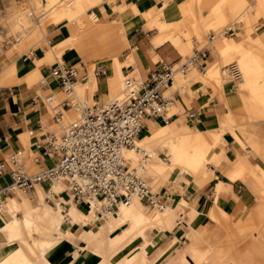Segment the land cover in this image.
Wrapping results in <instances>:
<instances>
[{
  "label": "bare ground",
  "instance_id": "6f19581e",
  "mask_svg": "<svg viewBox=\"0 0 264 264\" xmlns=\"http://www.w3.org/2000/svg\"><path fill=\"white\" fill-rule=\"evenodd\" d=\"M44 1L42 4L41 0H26L8 12L6 23L14 35L13 47L20 52L35 46L52 24L66 20L69 36L54 43H49L46 37V57L52 61L64 54L68 63L79 58L93 75L96 61H101L113 76L102 80L100 100L103 103L122 100L126 95L125 79L132 77L121 72L132 55L119 59L120 51L127 46L124 19L106 21L103 16L86 11L100 0H67L59 7L53 3L60 0ZM202 2L194 0L195 5ZM167 7L165 2L148 15L146 25L157 32L155 44L168 39L183 52L193 37L192 40L210 50V40L215 38L212 43L221 59L214 64L206 62L207 66L202 68L189 64L184 72L176 70L167 85L172 83V87L182 89L189 84L192 97L196 89L203 87L208 97L202 105L220 91L228 111L202 129L189 122L168 121L167 117H160L158 122L146 118L141 137L131 146H123L120 153L152 191L165 186L169 192L179 183L202 189L214 175L209 163L225 160L218 167L223 180L208 195L211 197L208 210L198 211L195 208L198 194L188 200L184 189L170 202L148 203L132 196L116 209L102 210L104 201L98 196L83 205L76 204L65 190L63 179L53 181L49 191L35 183V203L22 194L26 191L22 188L14 190L21 200L7 197L6 204L1 200L0 264H82L86 257H92L91 264H264V0H215L207 6V20L200 8L189 10L194 18L190 23L168 21ZM238 18L244 19L247 33L255 31L257 36L249 35L241 41L233 33L225 36L231 32L225 33L227 29L234 28L230 22ZM253 19H260V31L249 24ZM221 25L215 34L210 33V39L206 31ZM182 34L187 40L182 41ZM229 59L233 60L219 66ZM230 64L238 68L239 79L230 73ZM14 67L13 63L0 76H15ZM137 81L135 78V86L139 84ZM233 87L234 94L226 97L225 92ZM94 88V80L77 81L68 97L74 103H92ZM50 96L49 102L57 98ZM173 110L171 107L170 114ZM79 114V108L73 107L64 113L61 123ZM223 135L244 148L243 152L235 155L225 152ZM249 152L256 161L247 159ZM17 156L28 172H34L26 168L37 167L32 160H26V150L20 149ZM234 180L247 187L246 195L239 197L232 193L228 199H221L219 194L230 191ZM57 193L63 195L64 201ZM46 195L53 197V204L44 200ZM203 215L209 218L208 222L202 221ZM178 223L183 230L182 240L173 230ZM166 232L174 234L160 242L159 237ZM60 248L63 250L57 255Z\"/></svg>",
  "mask_w": 264,
  "mask_h": 264
},
{
  "label": "crops",
  "instance_id": "0c3cea01",
  "mask_svg": "<svg viewBox=\"0 0 264 264\" xmlns=\"http://www.w3.org/2000/svg\"><path fill=\"white\" fill-rule=\"evenodd\" d=\"M188 1L190 0H100L98 3L87 7V10H91L95 14L103 16L106 21H112L114 19L119 20L121 18L124 19V23L127 26V32L125 34L127 46L120 51L119 59H123L131 54L132 60L129 65L122 66L121 72L123 75L134 73L135 76H137V79L142 77L150 78V75L158 70L162 63H176L181 58L180 53L182 54V51L168 39L157 44L153 42L154 36L157 32L155 28L146 25V22L149 19L148 15L161 8L165 2H168V7L166 8L168 21L190 23L192 19L188 13ZM214 1L215 0H203L200 4V7L204 9L202 12L203 16L208 14V4H211ZM44 2L45 1L41 0L42 4ZM15 7H17V5L13 3L8 4L5 9L0 12L1 22L6 26L9 33L11 32L8 30L6 16L8 12ZM121 8L123 11L119 10ZM134 8L136 9L135 11ZM67 23L66 20H63L52 24L51 29L42 34L43 38L45 39L47 36L49 43H54L67 38L70 34L66 28ZM255 26L258 25L256 24ZM0 30V72L11 66L13 63L16 71L15 76H0V153H6L8 156L12 152L20 151V149L26 150V160H32L34 165L38 168L51 166L56 161V158H51L47 155L46 149L48 137L52 133L59 135L63 131L64 124L61 123V120L64 117V113L72 108L61 105L60 101L66 94L62 92L57 80L50 74V66L55 61H64L67 64L74 65L78 69H82L84 64H82L83 62L79 58L68 63L66 62L64 54H59L58 58H56L53 63H46L45 61H51L45 54L47 45L41 46L40 44H36L32 48L29 47L18 52L13 47V42L10 46H7V43L11 39L4 36V29L1 28ZM232 32L235 36H238L240 41L249 35L251 37L257 36L255 31L247 33L242 27H234L233 30L229 34H225V36H229ZM185 40L186 38H182V41ZM214 40L215 38L210 40V50L206 48L209 55L205 62L210 64H214L221 60L215 50L214 44L212 43ZM218 40L220 39L218 38ZM36 48H39L40 50L38 51ZM80 73H83V71ZM111 76H113V73L107 71L106 64H103L102 72L98 76L90 73L86 67L84 79L78 80V82L83 83L85 81L94 80L95 88L91 93V99L92 102H100L102 80ZM133 76L134 75H132V77ZM172 86L171 83L163 88V93L168 91L170 87V93L175 90L179 91L174 92L176 99L174 102L171 101L170 103L171 107L174 109L172 114L181 112L184 109H186V113L184 118L175 116L172 119H167L168 121H176L177 123H180L181 121L189 122V124H194L199 129H202L207 125L218 121L228 111L224 101V94L220 91L213 93L202 105L201 102L208 97V94L205 90H201V87L196 89V94L192 97L187 85L182 89L175 86L172 88ZM232 89L233 90L230 89L225 92L226 97H231L234 94V90L236 89L234 87ZM49 95H57V98L47 102L45 98ZM183 98L187 101H184ZM188 102H190V105L187 104ZM150 119L154 122H158L159 120ZM144 127L145 123L143 128ZM222 139L225 142V144L222 145V149L225 152L232 155L243 152L244 148L234 145L228 136L223 135ZM34 153L36 154L35 156L38 157L37 162L34 161L35 156H32ZM1 158L4 157H0V159ZM247 159L253 162L256 161V157L252 152L247 154ZM225 163V160H221L219 163H209V167L213 170L214 175L211 181L202 189L196 188L192 184L185 187L184 184L179 183L171 192H168L166 188H164L165 190H163L162 195L163 200L168 202V193L177 195L180 189H184V197L188 200L194 194H198L195 201V208L198 211L200 210L201 212H204L203 208H206L207 211L211 202V197L208 195L213 193L215 184L219 180H223V176L218 167ZM8 179L7 175H1L0 184H3ZM209 183L210 190H206L205 187ZM40 185L46 189L48 183ZM247 191V187L244 186L240 180H234L231 183L230 191L227 190L221 192L219 197L226 200L232 193L239 197H243L246 195ZM22 194L27 196L31 202H36L34 188L31 189V192L22 191ZM7 197H14L17 200H21L20 194L13 192V194L2 196L4 204L7 202ZM57 197L64 200V197L61 194L57 193ZM44 199L49 201L52 200L53 197L46 195ZM82 204L83 203L80 205ZM177 225L178 224L173 227V230L179 233V235H183V230ZM173 234V232L164 233L159 237L160 242H165L170 239ZM165 235H169L170 237L165 239ZM62 250L63 249L60 248V250L56 252L57 255H59ZM80 255L79 252L78 257ZM68 258L69 257L66 256L65 260ZM91 263L92 257H86L82 261V264Z\"/></svg>",
  "mask_w": 264,
  "mask_h": 264
},
{
  "label": "built area",
  "instance_id": "2783aa9c",
  "mask_svg": "<svg viewBox=\"0 0 264 264\" xmlns=\"http://www.w3.org/2000/svg\"><path fill=\"white\" fill-rule=\"evenodd\" d=\"M208 54L207 49L202 52L198 49L182 62L162 63L150 78L140 80L138 86H135V78L128 77L124 86L126 95L122 100L94 101L91 105L74 103L68 97L73 84L84 79L86 67L83 65L82 69H78L64 61L51 64L50 74L67 94L60 101L61 105L79 108L80 114L63 127L59 137L54 133L48 137L47 155L56 158L51 166L28 172L18 159L19 151L0 159V176L7 175L9 178L0 184V212L2 196L13 194L16 188L31 190L35 183H48L46 190L49 191L51 183L58 179L64 180L65 190L75 203L85 204L89 198L98 196L104 201L102 210L116 209L118 204L128 202L132 196L148 203H162L145 179L134 168L128 167L120 150L123 146H131L141 136L146 118L171 117L167 111L172 99L163 95V88L176 70L184 72L189 64L202 68ZM228 67L234 78L239 79L236 65ZM102 69L103 63L96 61L94 75L98 76ZM50 97L45 100L49 102ZM34 160L37 162L38 157L35 156Z\"/></svg>",
  "mask_w": 264,
  "mask_h": 264
},
{
  "label": "rangeland",
  "instance_id": "374dc122",
  "mask_svg": "<svg viewBox=\"0 0 264 264\" xmlns=\"http://www.w3.org/2000/svg\"><path fill=\"white\" fill-rule=\"evenodd\" d=\"M44 1V0H43ZM65 1H67V0H60V1H55L54 3H53V6L54 7H59L62 3H65ZM23 2V3H22ZM24 2H26V0H0V12H2L4 9H5V7L8 5V4H15V5H17V6H19V5H23L24 4ZM22 3V4H21ZM188 6H189V9H188V13L192 10V8H200L201 9V14H202V12L204 11V9L202 8V7H200V4L199 5H195L194 4V0H190V1H188ZM190 10V11H189ZM86 11H89V10H87L86 9ZM189 15H190V17H191V22H193V20H194V18H193V16L191 15V13H189ZM204 17V20H207L208 19V15H205V16H203ZM231 24H232V27H242V28H244L245 27V21H244V19L243 18H238V19H234V20H232L231 22H230ZM251 26H252V29H255L256 31H260L261 30V22H260V19H253L252 20V22H250L249 23ZM258 25V26H255V25ZM0 25H2V26H0V29L2 28V29H4V36H7L8 38H10L11 40L7 43V46H10L11 44H12V42H13V40H14V35L13 34H11V33H9L8 31H7V28H6V26L3 24V22H1V18H0ZM223 25H221V26H218V27H210V29H208L207 31H206V33H208V34H210V33H214L215 34V32L217 31V30H219L221 27H222ZM230 31H232V30H229L228 32H230ZM0 33H1V30H0ZM233 33V32H232ZM182 36H183V38H186V37H184V35L182 34ZM232 36H235L234 34L232 35ZM47 37V36H46ZM230 37V36H229ZM193 38V37H192ZM192 38L191 39H189L188 40V48H187V50H185V51H183L182 52V54L180 53V55H181V58L179 59L180 60V62H182L184 59H185V57L186 56H189V55H191V54H193L194 52H196V50L197 49H201V52H202V50H203V48H206V46H204V45H202V43H199V42H197V41H194V40H192ZM216 38H218V37H216ZM219 39H220V36H219ZM187 40V39H186ZM36 44H40L41 46L42 45H44V46H46V41H45V39L43 38V36L41 35L40 37H39V39H38V41H37V43ZM30 48H32L33 46H29ZM28 47V48H29ZM27 49V48H26ZM36 50H40L39 48H36ZM14 54H17V53H14ZM8 55V54H7ZM209 55V54H208ZM233 59H229V60H227V61H225V62H223V63H221L219 66H223L224 64H227V63H229V62H231ZM46 63H48V64H51V63H53L54 62V60H52V61H50V62H47V61H45ZM206 64V62H204L203 63V66H207V65H205ZM208 64V63H207ZM128 76H132V75H128ZM134 78H136L137 79V76H133ZM229 78H230V76H228ZM142 78H145V77H142ZM142 78H138L137 80V82H139V80L140 79H142ZM233 81H231V85L233 84L232 83ZM184 85H189V84H184ZM173 88V87H172ZM201 90H204L203 89V87H201ZM179 92L178 90H175L174 92ZM174 92H172V93H170L169 91L168 92H165V93H163V95L164 96H166V97H170L172 100L171 101H175V95H174ZM64 96V95H63ZM71 100H72V98H71ZM101 102V101H100ZM83 103V102H82ZM93 103V102H92ZM92 103H88L87 105H91ZM169 113V114H168ZM170 113H171V104H169V107H168V111H167V115H170ZM185 113H186V109H184V110H182L181 112H176V113H174V114H171V117L169 118V119H172L173 117H179V118H184V115H185ZM72 120V119H71ZM70 121V120H69ZM68 121V122H69ZM156 121V120H155ZM68 122H65L64 123V126L68 123ZM52 131H54L53 129H51ZM62 133V132H61ZM60 133V134H61ZM59 134V135H60ZM58 135V136H59ZM253 154V153H252ZM36 154L34 153V154H32V156L34 157ZM0 157H4V158H7V155H6V153H0ZM23 161H24V159H23ZM24 163H25V161H24ZM27 166V165H26ZM25 166V167H26ZM29 166V165H28ZM28 170H30V171H35V170H38L39 168L38 167H34V166H32V167H26ZM165 187L164 186H161V187H159L157 190H156V192H157V194H158V196H160V198L162 199V202H166V201H164L163 200V190H165L164 189ZM44 189V188H43ZM205 189L206 190H210V183L205 187ZM173 190V189H172ZM171 190V191H172ZM176 190H177V188H176ZM27 192H31V190H26ZM170 191V192H171ZM181 192H182V190L180 189V191L178 192V194L177 195H174L173 193H168V198H169V200H168V202H170L171 201V199H173L174 197H176V196H178L179 194H181ZM47 203H49V204H53L54 203V199H52V200H47V199H44ZM64 201V200H63ZM83 205V204H82ZM5 207H6V205H5ZM203 211L205 212L206 211V208L204 209L203 208ZM202 221L203 222H208L209 221V218L206 216V215H203L202 216ZM179 225H181V223H178V225L177 226H179ZM169 235H171V234H169ZM169 235H165L164 236V238L166 239V238H168V237H170ZM179 239H183V235L181 234V235H179ZM177 245H181L180 244V242H178L177 243ZM180 247V246H179Z\"/></svg>",
  "mask_w": 264,
  "mask_h": 264
}]
</instances>
